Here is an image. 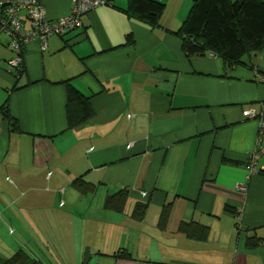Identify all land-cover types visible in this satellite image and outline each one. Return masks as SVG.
I'll list each match as a JSON object with an SVG mask.
<instances>
[{"label":"crops","instance_id":"0c3cea01","mask_svg":"<svg viewBox=\"0 0 264 264\" xmlns=\"http://www.w3.org/2000/svg\"><path fill=\"white\" fill-rule=\"evenodd\" d=\"M37 1L49 20L71 10ZM161 1L154 29L112 0L45 50L26 44L19 79L0 33V108L17 122L0 113V264L18 249L41 264H264V131L250 174L258 123L243 118L264 104V50L231 68L187 56L176 33L194 0ZM66 84L92 110L72 129ZM122 190L121 210L106 207Z\"/></svg>","mask_w":264,"mask_h":264},{"label":"trees","instance_id":"16d2710c","mask_svg":"<svg viewBox=\"0 0 264 264\" xmlns=\"http://www.w3.org/2000/svg\"><path fill=\"white\" fill-rule=\"evenodd\" d=\"M164 11L161 0H129L127 15L151 28L160 25ZM182 39V50L187 56L207 53L220 58L229 68L241 64L243 56L258 54L264 50V2L263 0H194L191 10L176 33ZM129 42L131 39L128 38ZM67 125L68 129L84 124L92 116L87 98L66 84ZM9 127L17 128L16 120L9 114L7 106L0 108ZM81 193L92 190V186L81 181L76 182ZM127 198L126 191L110 196L106 207L121 210ZM144 206H137L134 217L140 219ZM188 236L204 240L206 229L184 228ZM259 240H250V246L259 244ZM115 257L128 259L130 255L122 252ZM2 264H41L31 258L24 250L18 249L14 255Z\"/></svg>","mask_w":264,"mask_h":264},{"label":"built area","instance_id":"2783aa9c","mask_svg":"<svg viewBox=\"0 0 264 264\" xmlns=\"http://www.w3.org/2000/svg\"><path fill=\"white\" fill-rule=\"evenodd\" d=\"M112 0H72L70 13L56 20L46 18L42 4L37 0H0V33L9 37L12 58L8 61L15 79L24 75V48L26 44L38 41L45 50L52 36L63 37L69 32L82 28V17L100 6L111 5ZM28 26L25 27V24ZM243 118L256 120L259 135L255 147L248 155L247 168L250 174L256 171L261 154V135L264 131V104L259 112L248 109ZM145 195V194H143ZM240 222V218H239ZM240 227V223L238 224Z\"/></svg>","mask_w":264,"mask_h":264},{"label":"rangeland","instance_id":"374dc122","mask_svg":"<svg viewBox=\"0 0 264 264\" xmlns=\"http://www.w3.org/2000/svg\"><path fill=\"white\" fill-rule=\"evenodd\" d=\"M232 2H234L235 0H231Z\"/></svg>","mask_w":264,"mask_h":264}]
</instances>
